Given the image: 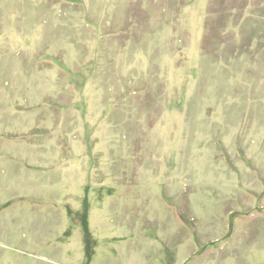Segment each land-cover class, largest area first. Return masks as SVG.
I'll list each match as a JSON object with an SVG mask.
<instances>
[{
  "label": "rangeland",
  "instance_id": "rangeland-1",
  "mask_svg": "<svg viewBox=\"0 0 264 264\" xmlns=\"http://www.w3.org/2000/svg\"><path fill=\"white\" fill-rule=\"evenodd\" d=\"M0 264H264V0H0Z\"/></svg>",
  "mask_w": 264,
  "mask_h": 264
}]
</instances>
